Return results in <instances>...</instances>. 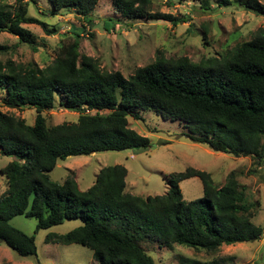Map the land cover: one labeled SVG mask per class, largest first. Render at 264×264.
<instances>
[{
  "label": "trees",
  "instance_id": "16d2710c",
  "mask_svg": "<svg viewBox=\"0 0 264 264\" xmlns=\"http://www.w3.org/2000/svg\"><path fill=\"white\" fill-rule=\"evenodd\" d=\"M28 1L0 0V33L14 35L35 49L24 25L38 24L46 34L52 32L44 21L27 15ZM49 2L52 14L72 9L90 24L97 0ZM200 2L202 10H212L209 0ZM111 3L128 20L163 19L174 25L187 21L149 11L150 0ZM216 3L264 16V3L259 0ZM68 37L43 68L33 62L0 60V89L5 93L1 104L36 112L33 124H27L0 109V154L14 157L1 169L6 189L0 195V242L19 256L36 254L34 235L9 223L17 215L36 218L35 230L79 219V226L64 234L48 233L45 240L85 246L98 264H155L137 243L144 239L168 248L180 244L204 251L258 240L264 228L253 223L245 190L233 172L218 186L206 171L186 168L166 177L164 194L145 197L125 190L127 171L121 164L101 167L86 190H80L73 177L58 183L48 173L68 156L146 150L149 139L127 122L128 116L141 119L138 112L146 110L184 123L183 135L194 143L234 157L250 156L260 164L264 160V28L218 57L193 62L185 56L157 55L128 78L118 70H103L97 60L80 54L79 30H71ZM10 48L0 43V53ZM56 95L61 108L78 113L76 121L46 124L42 112L53 107ZM191 177L201 181L203 194L184 201L179 183Z\"/></svg>",
  "mask_w": 264,
  "mask_h": 264
},
{
  "label": "rangeland",
  "instance_id": "374dc122",
  "mask_svg": "<svg viewBox=\"0 0 264 264\" xmlns=\"http://www.w3.org/2000/svg\"><path fill=\"white\" fill-rule=\"evenodd\" d=\"M259 1L264 3V0ZM209 4L212 10L204 11L200 0H150L148 10L151 12L187 18V21L174 25L163 19L128 20L113 8L111 0H97L90 15L92 22L87 24L72 9L52 14L49 0H29L27 15L44 21L52 33L46 34L38 24H25L31 31L33 49L20 43L16 36L1 32L0 43L11 48L0 53V60L11 59L24 65L33 62L43 68L53 61L58 46L68 40L69 32L77 29L81 34L80 54L97 60L103 70H118L128 78L138 67L154 61L157 55L166 58L185 56L193 62L210 56L218 57L225 50L249 40L258 28H264V16H257L238 6L218 7L216 0H209ZM4 98L5 93L0 89V104ZM59 100L56 95L53 107L42 112L48 126L71 123L77 119L78 113L61 108ZM0 109L24 118L27 124L34 122L36 112L33 108L15 109L1 104ZM138 113L141 119L134 120L128 116L127 122L129 127L149 139L150 147L146 150H107L68 156L57 161L48 173L50 179L61 183L67 177H73L79 189L86 190L101 167L121 164L127 171V190L145 197L164 194L167 190L166 177L186 168L206 171L218 186L233 172L245 190L253 223L264 228V160L254 164L250 156L234 157L211 151L206 145L184 137L183 133L187 132L184 123L164 120L153 110ZM13 159V156L0 154V195L6 189L1 169ZM179 187L184 201L197 199L203 194L197 177L182 180ZM36 222V218L24 215L9 220L12 226L34 235L36 254L19 256L0 242V264H98L93 260L91 250L85 246L45 240L48 233L64 234L79 226V219L64 220L39 230H35ZM137 243L155 264H264V232L258 240L221 245L214 251L180 244L168 248L149 239Z\"/></svg>",
  "mask_w": 264,
  "mask_h": 264
},
{
  "label": "crops",
  "instance_id": "0c3cea01",
  "mask_svg": "<svg viewBox=\"0 0 264 264\" xmlns=\"http://www.w3.org/2000/svg\"><path fill=\"white\" fill-rule=\"evenodd\" d=\"M176 122H178V123H180V124L182 123V122H180V121H178V120H176ZM125 190H126L127 192L131 193L130 191L127 190V183H126V181H125ZM131 194H132V193H131ZM133 195H134V194H133Z\"/></svg>",
  "mask_w": 264,
  "mask_h": 264
}]
</instances>
